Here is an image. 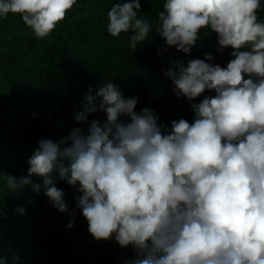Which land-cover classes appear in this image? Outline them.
<instances>
[{"label": "clouds", "instance_id": "9594fccd", "mask_svg": "<svg viewBox=\"0 0 264 264\" xmlns=\"http://www.w3.org/2000/svg\"><path fill=\"white\" fill-rule=\"evenodd\" d=\"M76 4L0 0V19L19 14L44 39ZM262 9L264 0H164L153 30L141 0H115L107 32L128 34L131 50L155 32L163 40L157 55L174 48L191 57L207 30L216 54L230 49L231 58L224 66L211 52L168 58L163 75L174 97L188 101L191 122L163 123L155 109L137 111L139 98L124 96L114 79L89 85L74 112L78 126L55 141L41 138L26 175L3 174L11 197L42 193L70 217L67 229L82 214L94 240L131 251L122 264H264ZM98 112L103 120L89 119ZM58 182L77 192L71 211ZM13 211L27 214L19 205Z\"/></svg>", "mask_w": 264, "mask_h": 264}, {"label": "trees", "instance_id": "16d2710c", "mask_svg": "<svg viewBox=\"0 0 264 264\" xmlns=\"http://www.w3.org/2000/svg\"><path fill=\"white\" fill-rule=\"evenodd\" d=\"M114 2L77 0L44 39L36 38L19 14L0 19V255H7L8 264H122L121 257L131 255L130 250L94 240L80 213L73 228L67 229L70 217L58 213L42 193L37 196L26 189L20 197H11L3 174L26 175V161L41 138L55 141L78 126L74 112L80 110L89 85L95 90L99 83L114 79L124 96L139 98L137 111L155 109L163 123L180 118L191 122L188 101L174 97L171 81L163 75L168 58H203L211 52L221 66L231 58L230 49L216 54L215 34L207 30L191 57L174 48L157 55L163 40L155 32L133 51L128 34L112 37L107 32V11ZM163 2L141 0L142 15L153 30ZM259 18L264 20V9ZM202 98L203 94L198 100ZM93 118L103 120L104 115L98 112L89 117ZM57 186L65 190L71 211L76 190L66 182ZM18 205L26 215L14 214Z\"/></svg>", "mask_w": 264, "mask_h": 264}]
</instances>
